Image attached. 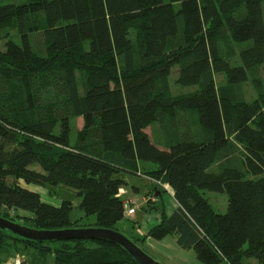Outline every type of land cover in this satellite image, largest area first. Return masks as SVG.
I'll return each instance as SVG.
<instances>
[{
    "label": "trees",
    "instance_id": "16d2710c",
    "mask_svg": "<svg viewBox=\"0 0 264 264\" xmlns=\"http://www.w3.org/2000/svg\"><path fill=\"white\" fill-rule=\"evenodd\" d=\"M38 14L45 22L41 50L26 30ZM14 24L20 43L6 39L0 49L1 218L17 223L10 213L21 212L37 231L118 232L124 218L118 194L127 185L119 175H137L138 163H145L156 169L142 175L167 186L178 208L169 217L160 211V224L133 243L175 236L176 245L192 249L202 264H264V93L258 88L257 99L247 103L218 92L214 83L220 74L229 87L244 85L249 73L264 67V0L0 6V33ZM231 45L245 46L238 66L221 55L222 47L235 54ZM175 67L176 84L196 92L169 97ZM49 90L52 100L42 106L39 93ZM74 118L82 128L72 144ZM155 125L167 134L164 147L147 134ZM9 176L24 186L71 189L94 224L72 223L70 202H43L18 184L9 187ZM205 192L226 196L225 214L211 208ZM11 242L52 256L53 264H137L107 242L41 244L1 231L0 255Z\"/></svg>",
    "mask_w": 264,
    "mask_h": 264
},
{
    "label": "rangeland",
    "instance_id": "374dc122",
    "mask_svg": "<svg viewBox=\"0 0 264 264\" xmlns=\"http://www.w3.org/2000/svg\"><path fill=\"white\" fill-rule=\"evenodd\" d=\"M35 1V0H0V6L4 5H15L19 6L24 3ZM45 28V22L42 15L38 14L32 16L27 20L26 30L30 31V39L31 43L35 50H41L43 41L41 39V32ZM134 34H131V38L133 39ZM6 39L11 40L12 42L19 44L20 37L19 32L14 24L11 28L4 30L0 33V49H3V45L6 42ZM234 49L235 54L229 53L226 47L221 48V55L228 60L231 65L238 66L240 65L238 59V53L241 49H243L244 45H231ZM178 69L175 67L172 69L171 76L167 80V88L169 97L172 99L182 98L189 96L196 92L197 88H182L176 84ZM44 79L43 77L38 78V80ZM46 79V78H45ZM44 79V80H45ZM37 80V81H38ZM47 82L49 83V77H47ZM214 83L218 92H226L235 95L239 99L245 100L247 103H251L258 97L259 88L264 93V67H260L253 73H249L248 80L244 85L229 87L226 83V79L223 75L216 74L214 75ZM38 89H40L42 84L37 82ZM77 85L79 89H81V80L77 77ZM40 92V91H39ZM41 105L48 106L50 100H52L51 90L49 92L41 91ZM57 101V100H56ZM183 115H178V120L180 122H184L186 119L182 117ZM71 125V133H70V141L73 142L75 139V134L79 132L82 128V120L80 118L72 119L70 122ZM147 134L150 136L151 140L158 145L164 147L167 143V134L165 130L160 126H152L147 130ZM217 167H213L216 170ZM33 170H38L37 167H33ZM127 185L124 186V189L128 193L133 194V187H137L139 191L135 193V199L137 201V211L136 215L130 219L124 218L118 223V233L129 239L130 241L135 237L141 234V231H144V224L142 222L144 211L141 208L146 209V212H149L148 205L142 201L145 198L147 190H150V181L145 177L135 176V175H125L124 177ZM6 183L9 187H14L15 185H20L24 187V184L19 182L15 177H7ZM38 194L40 195L43 202L52 204L54 206H59L61 202L68 201L72 205V210L69 214V219L72 223H76L77 225H92L95 222L94 216L86 217L82 209L80 208V199L77 198L74 191L71 189H67L64 187L57 188H49L42 189L38 187H34ZM161 190V189H158ZM163 191V190H161ZM52 193L50 195L49 193ZM151 194H149L150 196ZM151 197V196H150ZM162 197L164 203L167 204L169 198L168 194L162 193ZM204 197L210 204L211 208L217 212L218 214H225L227 210V198L225 195L214 194V193H204ZM152 198V197H151ZM171 204V201L167 204L166 208H168ZM150 205V204H149ZM153 210V209H150ZM155 210V209H154ZM4 212L2 211L1 214ZM16 214L18 219L16 220L18 224H21L25 227H28L29 223L24 220L22 217L27 216L21 212L13 213L10 215L14 216ZM21 222V223H20ZM139 225H137V224ZM138 247L146 253L150 258L159 264H202L197 260L195 252L190 250H182L180 249L173 241L172 237H167V239L162 241H154L148 244L139 243ZM245 260H243L244 263ZM53 264L52 256H42L40 253L34 249L27 248L22 244H18L15 242H11L9 247L6 248L5 253L0 255V264Z\"/></svg>",
    "mask_w": 264,
    "mask_h": 264
},
{
    "label": "water",
    "instance_id": "95a60500",
    "mask_svg": "<svg viewBox=\"0 0 264 264\" xmlns=\"http://www.w3.org/2000/svg\"><path fill=\"white\" fill-rule=\"evenodd\" d=\"M156 195H158V192ZM0 231L25 241L41 244L75 240L107 242L121 248L137 264H159L144 253L135 243L112 230L83 228L59 231H37L17 224L13 220L0 217Z\"/></svg>",
    "mask_w": 264,
    "mask_h": 264
},
{
    "label": "crops",
    "instance_id": "0c3cea01",
    "mask_svg": "<svg viewBox=\"0 0 264 264\" xmlns=\"http://www.w3.org/2000/svg\"><path fill=\"white\" fill-rule=\"evenodd\" d=\"M75 140H76V134H75V139L72 142V144L75 142ZM137 166H138V174L137 175L140 176V178L144 177L142 175L143 172H145V171H153V170L156 169L155 166L150 165V164H145V163H138ZM125 175H128V174L121 173L119 175V177L124 179ZM137 175H135V176H137ZM146 179H148V178H146ZM149 181H150V183H149L150 184V190H147L145 198L142 199L143 202L146 201V203L148 205L147 209L149 210V212H146V209L141 208V210L144 211V216H143L142 222H143L145 227H144V231H141L140 232L141 234H139V236L138 235L135 236L134 238H139L140 239V238L144 237L149 232V230H151L152 228H154V227H156V226H158L160 224V222H161L160 211H164V214L166 215V217H169L178 208V205L174 201L173 195H172V193L170 191L167 193L168 194V198H169L167 204L170 201H171V204H170V206L168 208H166L167 204L164 203V200H163V197H162V191L158 190L159 191L158 195H156V193L154 194L153 191H154V189H156V186L151 180H149ZM24 188L29 190V191L38 193L34 187L24 186ZM132 190H133V194L132 193H128L124 189V187L120 189L118 197L122 200L123 204L130 203V204H134L136 206L137 201H136L134 195H135V193H137L139 191V189L137 187H133ZM149 194H151L150 196L152 198L149 196ZM150 209H153V210H150ZM136 211H137V206H136L134 215L128 217L124 213V216L127 219H130V218H132V217H134L136 215ZM137 225H139V224H137ZM168 237H172L174 243L176 244L175 236H168ZM165 239H167V237L164 238L163 240H165ZM154 241L155 240H152V239H146V241L143 244H148L149 245L150 242H154ZM160 241H162V240H160Z\"/></svg>",
    "mask_w": 264,
    "mask_h": 264
},
{
    "label": "built area",
    "instance_id": "2783aa9c",
    "mask_svg": "<svg viewBox=\"0 0 264 264\" xmlns=\"http://www.w3.org/2000/svg\"><path fill=\"white\" fill-rule=\"evenodd\" d=\"M153 183L155 184L157 189L163 190L162 192H166V193L169 192V189H168L167 186L162 185L160 183H156V182H153ZM123 207H124V213H125L126 216L129 217V216L134 215V212H135V209H136V206L134 204H130V203L123 204ZM16 264H18V262H16Z\"/></svg>",
    "mask_w": 264,
    "mask_h": 264
}]
</instances>
